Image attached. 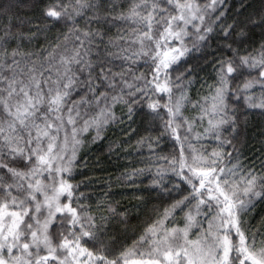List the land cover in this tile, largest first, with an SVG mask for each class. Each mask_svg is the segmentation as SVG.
<instances>
[{
	"label": "snow or ice",
	"instance_id": "6c2138e0",
	"mask_svg": "<svg viewBox=\"0 0 264 264\" xmlns=\"http://www.w3.org/2000/svg\"><path fill=\"white\" fill-rule=\"evenodd\" d=\"M228 9L227 0H131L119 12L106 0H49L37 31L61 23L69 31L39 57L9 52L18 25L0 33V264H264V228L248 222L264 200V161L245 164L238 147L243 110L264 115V42L241 53L264 30V9L225 18ZM106 25L123 29L108 43ZM213 35L223 38L220 54L211 53L216 81L203 102H191L193 61L208 58ZM116 61H124L119 71ZM186 101L195 118L183 115ZM116 104L129 120L161 121L176 142L160 155L159 139L147 140L165 162L151 187L168 207L127 248L113 231L127 223L123 214L108 205L109 215H93L75 174L80 136L94 128L99 139L109 123H123ZM151 170L125 178L136 186ZM178 213L183 227L174 226Z\"/></svg>",
	"mask_w": 264,
	"mask_h": 264
},
{
	"label": "trees",
	"instance_id": "16d2710c",
	"mask_svg": "<svg viewBox=\"0 0 264 264\" xmlns=\"http://www.w3.org/2000/svg\"><path fill=\"white\" fill-rule=\"evenodd\" d=\"M48 3L49 0H0V5H3V8H0V33L11 28L12 24L18 25L11 29L15 33V38L9 37V52L19 48L25 56L34 54L39 57L41 53L54 48L58 43L57 38L69 31L62 23L50 27L40 24L41 31H37L36 21L39 19L41 8ZM94 3L99 5L100 0H94ZM130 3L131 0H106V7L111 10L114 5L116 12L127 11ZM227 4L229 9L225 18L236 16L240 12L246 16L252 15L264 9V0H227ZM119 23L120 21H116V24ZM79 26L83 27V21ZM122 30L113 25L102 27L101 31L107 32L105 43H108L109 39L115 40L118 32ZM59 42L66 43L63 40ZM262 42H264V30L257 28L250 35L249 43L241 49V53L259 46ZM222 47L223 38L213 35L210 37L208 58L193 61L197 67L195 79L187 91L189 101L203 102L202 98L209 95V86L216 81V74L212 67L214 57L211 53L219 55ZM123 63L124 61H116L113 71H119V65ZM132 68L146 71L140 64L132 65ZM136 74L139 75L140 72ZM253 91L257 95L260 94L259 89H253ZM112 111L123 120V123H109L99 139L93 140L96 136L94 128L80 136L83 143L78 147L76 163L82 166L76 169L75 174L76 182L83 181L80 190L85 191L91 198L88 204L93 215H109L108 205H111L117 213L123 214L127 223L115 224L113 231L120 243L127 248L131 247L144 234L146 227L168 207L151 187L156 167L164 165L165 162L155 160V155L150 153L147 146V140L151 139L155 144L157 138L159 139V147L155 148V153L160 155L171 153L172 145L176 142L170 136L161 134L163 123L159 120H148L140 114L134 115L129 120L127 106L123 104L114 105ZM182 111L183 115L189 118L199 115L197 109L187 101ZM243 111H247L248 114L241 116L244 121L243 133L238 145L241 159L245 164L259 169L264 161V115L259 114L260 109H244ZM164 114L167 115V113ZM204 123L206 125L207 121ZM198 131H203V128H198ZM142 138L145 143H138ZM204 143L214 142L209 140ZM150 155L155 161L152 165L148 163ZM149 166L152 169L151 172L138 176L135 181L136 186H130L132 181L125 178L127 174L132 173L134 169ZM149 193L152 194L149 195ZM248 222L256 229L264 228V200L255 202L253 210L248 215ZM184 223V213H178L174 226L183 227ZM197 231L196 228L192 229L190 239L196 238Z\"/></svg>",
	"mask_w": 264,
	"mask_h": 264
}]
</instances>
